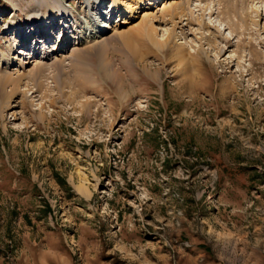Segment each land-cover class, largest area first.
<instances>
[{"label": "rangeland", "instance_id": "rangeland-1", "mask_svg": "<svg viewBox=\"0 0 264 264\" xmlns=\"http://www.w3.org/2000/svg\"><path fill=\"white\" fill-rule=\"evenodd\" d=\"M61 2L0 0V264H264V0Z\"/></svg>", "mask_w": 264, "mask_h": 264}, {"label": "bare ground", "instance_id": "bare-ground-1", "mask_svg": "<svg viewBox=\"0 0 264 264\" xmlns=\"http://www.w3.org/2000/svg\"><path fill=\"white\" fill-rule=\"evenodd\" d=\"M61 1L62 0H49V3L45 5L46 11H47V13L44 14L45 17L44 16H41L40 13L39 14L36 13L37 11L43 10L40 6L34 5V4L28 6L27 12H30V11L31 12L32 11L35 12V15L34 14H30V15H33L31 17V19H30V23H31L30 25L32 26V28L35 31L36 30H42L41 28H42L43 24H45V23H48V25L46 26L47 29L48 28H51L52 26H54L55 23H53L54 21H52V19L54 20V18L57 17L56 15H58V14H59V17L61 16L59 19L60 20H63L61 18L64 17V13H66V10H65V7H64V5H63V3ZM85 1H86V3L89 6L92 4V1H95V3H99V5L103 1H107V2L109 1L110 2L109 3V9H108V11H102L101 10L99 13H97V17H94V16L91 17L90 22H92V27L95 28V29H99L100 30V28L101 29L103 28V30L111 29L113 31L116 30V27H115L116 24L113 25V26H109L108 23L107 24L106 23H103L101 20L103 19L106 22H108V20L110 19V17L113 16L115 12L117 13L116 14L117 15V18H118L119 15H124L125 13H128L127 14L128 15L127 16V19H130L131 20V19H133V17H135L134 16L135 15L134 13H140L139 11L147 10L148 7H146V6L152 4L150 2V0H127V1H122V0H85ZM181 6L182 5L178 4L177 2L174 3L173 5H170L171 10H169V6H168V9L167 10L168 11H171V12H169V15H170L171 18L176 17L178 14L179 15H186V14H184V11L181 8ZM168 11H166L167 13L165 12V14H168ZM56 13H58V14H56ZM98 16H101V20L98 19ZM141 17H142V20H140L141 21V25H142V26H140V31L142 30L141 31V35L144 36V37H146L150 41H153L154 38L152 36L155 33V28L153 27L152 21L155 18V14H152V13L151 14L150 13L146 14L145 12H143ZM117 20L119 21V23H127V21H128V20H126V16L123 17V18H119ZM161 20H162V18H161ZM63 22H64V20H63ZM59 25L61 27L62 26H65V24H63L62 22ZM99 25H101V26H99ZM102 25H103V27H102ZM21 27H22V24L20 22H13V23H11V25H7L6 30H10V29L15 28V29H17V33H19L18 31H20V28ZM42 31H40L41 32V35L47 37L49 31H44V30H42ZM80 31H79V35H77V36H79V39L80 38L81 39H85V35L83 36L82 34H80ZM100 36H102V35L101 34H95V33L94 34H91L89 40H94V39H96L97 37H100ZM21 38L23 39V43L22 44H24L25 43V41H24L25 40V37L21 36ZM36 41L38 42V41H41V40L39 39V40H36ZM32 47H34V46H32ZM19 48H21V47H19ZM18 52H19V54H23L24 53V51L22 49H18ZM0 60L1 61H4L6 59H4V57L2 56V57H0ZM1 76L2 75H0V80L2 78ZM18 79H20V77H16V78L13 77V79H12L13 81L12 80H10V81L11 82H15ZM77 189L81 193H83V194H88V189L83 184L77 185Z\"/></svg>", "mask_w": 264, "mask_h": 264}, {"label": "trees", "instance_id": "trees-1", "mask_svg": "<svg viewBox=\"0 0 264 264\" xmlns=\"http://www.w3.org/2000/svg\"><path fill=\"white\" fill-rule=\"evenodd\" d=\"M61 182H62V184H63V185H65V184H66V182L64 181V179H62V181H61ZM48 210H49V206H48Z\"/></svg>", "mask_w": 264, "mask_h": 264}]
</instances>
